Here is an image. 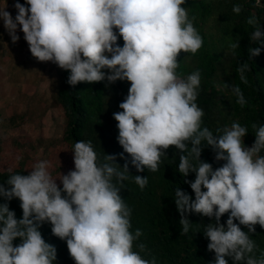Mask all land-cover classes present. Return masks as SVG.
Instances as JSON below:
<instances>
[{
  "label": "clouds",
  "instance_id": "9594fccd",
  "mask_svg": "<svg viewBox=\"0 0 264 264\" xmlns=\"http://www.w3.org/2000/svg\"><path fill=\"white\" fill-rule=\"evenodd\" d=\"M186 4L187 0H16L15 17L7 10L8 0L0 6V20L12 42L19 41L21 30L34 57L69 71L70 85L105 79L131 82L119 105L122 111L113 114L124 149L119 154L126 160L123 167L116 154H107L101 162L92 142L79 140L73 150L75 168L62 174V187L46 160L27 175L15 173L0 182V197L5 199L0 203V264H56L57 247L41 232L46 222L54 235L66 240L76 264H157L155 257L146 259L134 250L142 232L130 230L131 209L121 189L130 173L125 153L139 172L145 166L155 172L169 146L180 150L179 172L185 178L195 173L194 180H185L194 198L180 187L175 190L183 232L192 228L190 213L214 217L203 231L208 249L215 253L210 264H229L226 257L233 264H264V256L253 255L257 245L250 235L257 224L264 228V125H253L251 147L244 142L248 129L239 122L219 135L202 127L204 110L196 102L201 73L196 70L187 78L177 73L181 51L195 54L204 44ZM233 11L240 13L242 5H234ZM247 23L254 28L251 41L264 45L259 18L253 14ZM231 47L239 48V40ZM261 51L259 46L249 47V58ZM248 67L244 62L239 69L245 82ZM233 92L241 105L247 103L239 85ZM205 145L214 149L217 160L225 161L222 166L214 169L200 159ZM135 181L141 189L148 184L147 176L135 175ZM13 198L21 201L22 218L10 208ZM226 213L225 224L221 217ZM17 238L21 242L14 244Z\"/></svg>",
  "mask_w": 264,
  "mask_h": 264
},
{
  "label": "trees",
  "instance_id": "16d2710c",
  "mask_svg": "<svg viewBox=\"0 0 264 264\" xmlns=\"http://www.w3.org/2000/svg\"><path fill=\"white\" fill-rule=\"evenodd\" d=\"M9 1L14 6L16 0ZM20 2L26 3V0ZM236 4L242 5L240 13L233 11ZM184 7L188 9L189 18L203 36L204 44L195 54L181 51L177 73L183 78L196 70L201 73L196 102L204 110L202 127L206 126L215 135H219L226 127H231L233 122H239L248 129L244 142L251 147L256 131L253 125H264V45H256L251 41L250 35L254 28L247 21L249 16L255 14L264 27V0H187ZM238 40L240 47L233 49L231 45ZM118 43L123 45L122 37ZM253 46L261 47L262 51L259 56L250 59L248 48ZM244 62L249 65L244 72L246 82L241 80L239 71ZM68 77L69 71L62 69L56 100L65 113L63 140L73 157L77 141H91L101 162H104L107 154H116V162L123 167L126 160L119 154L124 149L117 139L118 121L113 114L122 111L119 105L126 99L131 82L117 80L110 83L105 79L92 83L80 82L72 86L67 82ZM235 85H239L243 91L246 104L238 102V97L233 92ZM24 121L23 114H12L4 121L0 120V128L17 129ZM166 153L159 170L155 172L146 166L143 172H139L131 165L130 154L125 153L130 173L128 179L123 181L121 195L131 209L130 230L135 233L136 229H140L142 232L134 241V250L146 259L155 257L157 264H210L215 253L208 249L209 239L203 231L205 225L214 222L215 218L190 213L188 218L193 223L192 228L188 233L183 232L181 214L175 202V190L180 187L194 198V191L185 180H194L195 173H190L185 178L179 172L180 150L175 146H169ZM7 158L11 159V164H8ZM200 159L212 163L214 169L225 163L217 160L216 152L207 145L203 147ZM193 163L198 164V161L193 160ZM0 165V182H6L15 173L27 175L34 168L23 159L20 147L10 146L8 141L0 142ZM135 175L147 176L148 184L143 189L136 183ZM3 202L5 199L0 197V203ZM9 205L15 210L17 218H22L23 209L19 198H13ZM227 219L226 213L221 217V222L226 224ZM241 227L247 231L246 226ZM255 227L256 232L250 234L257 245L253 255L260 258L264 256V228L259 224ZM41 232L47 242L57 247L56 264H76L66 240L52 233L51 223H44ZM20 242V238H17L14 244ZM140 244L145 247L140 249L137 247ZM226 259L229 264H233L231 258Z\"/></svg>",
  "mask_w": 264,
  "mask_h": 264
},
{
  "label": "rangeland",
  "instance_id": "374dc122",
  "mask_svg": "<svg viewBox=\"0 0 264 264\" xmlns=\"http://www.w3.org/2000/svg\"><path fill=\"white\" fill-rule=\"evenodd\" d=\"M16 14L17 10L13 17ZM19 47L20 55L1 56L5 69L0 70V120L19 113L25 121L17 129L0 128V142L19 146L23 159L32 167L41 160L48 161L52 177L62 184V174L75 168L74 157L63 140L65 113L56 100L62 68L52 61H39L28 42ZM7 161L11 164V159Z\"/></svg>",
  "mask_w": 264,
  "mask_h": 264
},
{
  "label": "crops",
  "instance_id": "0c3cea01",
  "mask_svg": "<svg viewBox=\"0 0 264 264\" xmlns=\"http://www.w3.org/2000/svg\"><path fill=\"white\" fill-rule=\"evenodd\" d=\"M4 2L6 3V0H0V6H3L5 4ZM13 7H14L13 5L8 4L7 10L10 11L12 15L13 13H16V9L15 7L14 8ZM18 34L20 36L19 41L13 43L10 35L8 34L7 30L4 27L3 21L0 20V70L5 69V67H3V60L1 61V56L8 58L12 56V54H14V56H17V54L20 55L19 45H23L24 41L27 42L24 39V33L19 29H18ZM23 51L24 50H21V52ZM0 77H3V72H0ZM4 77H5V73H4Z\"/></svg>",
  "mask_w": 264,
  "mask_h": 264
}]
</instances>
